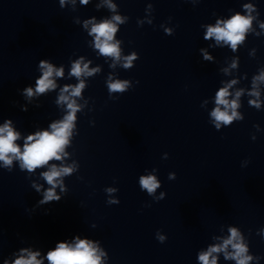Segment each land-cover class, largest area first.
<instances>
[{
    "label": "clouds",
    "instance_id": "1",
    "mask_svg": "<svg viewBox=\"0 0 264 264\" xmlns=\"http://www.w3.org/2000/svg\"><path fill=\"white\" fill-rule=\"evenodd\" d=\"M87 3V0H83ZM246 8L250 7L245 5ZM114 19L119 20V17ZM251 26V17L241 16L236 14L231 19L227 21H217L216 26L209 27L205 39L215 38L217 43L224 41L225 44L231 46L233 50L236 49L238 43L242 42L244 39L245 32ZM116 31L115 26L111 21H104L98 25H93L91 29V34H95V46L99 49V52L105 56H113L119 59V48L117 44L110 43L113 40V35ZM127 63L124 65L126 68L131 66V62L135 59V55L127 57ZM234 66V65H233ZM40 68L43 69L42 76L36 80L35 92L38 94L45 93L49 89H55L56 84L51 77L53 74L55 76H62L63 69H54L50 63L44 60L40 61ZM95 71V70H93ZM90 75L87 65L81 67L79 61H77L72 66L71 74L80 77L81 74ZM259 80H264V74L257 77ZM127 81L125 82H115L109 85L110 91H123ZM232 83H235L233 81ZM68 87L66 86L62 91L67 92ZM84 87L83 81H81L77 86L72 88L71 96H79L81 89ZM231 87L229 84L227 87L222 88L216 93L215 103L217 107L212 111L211 115L214 117L216 123V128H220V122L224 125H229L234 118H236L237 113L235 109L237 108V103L235 100L229 101L227 97L230 95L228 88ZM23 95L27 97L33 96V89L31 87H26ZM239 97L240 93H236ZM69 97L63 94L60 95L57 103L67 102ZM220 106H223V110ZM67 108L69 110L68 115L64 117L62 121L51 124V131L37 132L34 136H28L24 142L23 151L15 143L19 138V133L14 131L11 127V120H6L3 126H0V161H3L5 166L12 164L13 158L21 161L20 167L22 169H27L32 172L35 168L42 167L48 164L49 160L56 159L60 160L61 156L59 153L63 152L64 146L68 144V137L70 136L71 128L73 127V121L75 119V113L78 111V107L75 105L74 101L67 103ZM231 109V115L228 110ZM26 111V107L22 108ZM72 171L70 167H57L52 165L48 171L41 173L44 180L47 182L49 187L43 194V199L38 201V204H43L51 201H60L61 197L57 196L55 193V188L57 186V178L63 175H68ZM141 186L143 189H147L148 193L151 194L157 187L158 183L155 177L141 178ZM39 192V188L36 189ZM231 235L228 239L224 240L222 245H217L210 247L207 252L201 253L199 260L201 264H217L216 258L209 257L212 253H219L225 251L229 245H231L233 252H225V259H235L237 264H248L251 257L245 255L247 248L243 245L241 237L235 229H229ZM160 242H163V237H160ZM22 251L27 252V257L21 256L16 259L14 264H43L42 260H38L37 257L40 256V252H30L26 248ZM46 259L48 264H99V256L96 254L95 249L91 245L90 241L81 240L79 237L76 238L74 244H67L64 242L57 243L53 250L47 253ZM3 264H8L5 259Z\"/></svg>",
    "mask_w": 264,
    "mask_h": 264
}]
</instances>
